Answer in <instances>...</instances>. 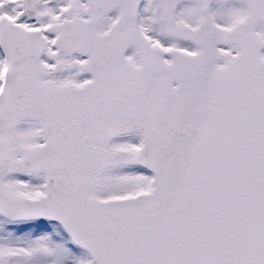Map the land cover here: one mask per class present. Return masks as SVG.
Returning <instances> with one entry per match:
<instances>
[{
  "label": "snow or ice",
  "instance_id": "6c2138e0",
  "mask_svg": "<svg viewBox=\"0 0 264 264\" xmlns=\"http://www.w3.org/2000/svg\"><path fill=\"white\" fill-rule=\"evenodd\" d=\"M0 264H264V0H0Z\"/></svg>",
  "mask_w": 264,
  "mask_h": 264
}]
</instances>
